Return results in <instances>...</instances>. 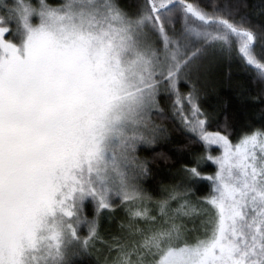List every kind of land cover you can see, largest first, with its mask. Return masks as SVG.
<instances>
[{
    "label": "snow or ice",
    "instance_id": "1",
    "mask_svg": "<svg viewBox=\"0 0 264 264\" xmlns=\"http://www.w3.org/2000/svg\"><path fill=\"white\" fill-rule=\"evenodd\" d=\"M9 2L0 16V264H75L117 200L129 222L110 246L111 264H264V129L235 143L226 128L207 131L195 87L179 89L210 48L232 54L235 46L264 81L261 36L227 7L210 12L199 0H143L134 13L120 0ZM161 94L221 155L201 157L217 165L214 175L185 168L188 183L167 190L151 215L137 150L155 142ZM201 180L212 182V195L194 204L190 184ZM200 203L211 209L203 238L184 223L209 213Z\"/></svg>",
    "mask_w": 264,
    "mask_h": 264
},
{
    "label": "trees",
    "instance_id": "2",
    "mask_svg": "<svg viewBox=\"0 0 264 264\" xmlns=\"http://www.w3.org/2000/svg\"><path fill=\"white\" fill-rule=\"evenodd\" d=\"M60 0H49L51 4H58ZM139 0H120L121 7L130 13L137 10ZM192 2V0H189ZM200 6L208 11L214 9L231 10V19L245 21V26L252 27L260 36L255 48L259 56L264 53V0H199ZM224 15V12H220ZM182 27L181 22L175 24L177 32ZM233 46L232 54L218 48L208 49L198 62V68L193 72L188 83L179 85L180 92L186 95L192 88L196 89V102L200 106L204 117L207 118L206 129L210 132L227 131L224 134L235 143L239 137L253 129H264V81H261L255 70L246 66L237 55ZM159 113H151L152 124L157 129L155 142L151 146L140 145L137 155L147 162L148 174L139 181L142 189L152 198L146 206L151 213L157 210L155 202L167 197V190L173 186L184 185L186 181L185 168L197 166L205 176L214 175L217 165L206 159L207 155L216 157L221 150L217 146L205 149V145L197 139L196 134L190 132L176 109L173 107V97L161 94L157 98ZM184 115L191 119L189 106L184 105ZM199 161V164H197ZM189 198L192 203L203 201L212 195L211 181L201 180L190 184ZM175 201L171 207H177ZM124 206L118 200L111 212H104L98 218V237L90 248V255L77 258L75 264H111L110 244L123 239L126 235L125 227L129 218L121 210ZM197 207L209 208L204 217L209 218L211 209L200 203ZM86 213L92 217V204L86 206ZM196 219H190L187 227L198 226ZM83 233V232H82ZM86 233V232H84ZM203 238V230L195 233ZM85 235V234H82ZM195 235V236H196ZM100 248V252L96 250Z\"/></svg>",
    "mask_w": 264,
    "mask_h": 264
},
{
    "label": "rangeland",
    "instance_id": "3",
    "mask_svg": "<svg viewBox=\"0 0 264 264\" xmlns=\"http://www.w3.org/2000/svg\"><path fill=\"white\" fill-rule=\"evenodd\" d=\"M139 1H140V2H138V4H139V5H142V4H143V0H139ZM31 2L33 3V6H36V5H37V0H31ZM3 5H8L9 7L11 6L9 0H0V16H6V15H7V13L4 11V7H3ZM53 5H56V4H53ZM137 10H138V8H137ZM172 16L174 17L175 24H176L178 21L180 22V19H179V9H178V8H177L176 10L173 11ZM9 38H11V37H9ZM15 42L18 43V40H16ZM220 155H221V153H220ZM220 155H218V156H220ZM121 210H122L123 213H125L126 216L128 217V215H127V213H126L124 207H123ZM157 212H158V209H157L155 212H153V213L150 212V214H151V215H157ZM128 218H129V217H128ZM158 218H159V217H158ZM190 219H191V218L185 219V220H184V223L187 225V224L189 223V220H190ZM192 219H196V218H193V217H192ZM202 220H205V217H204V216H202V217H200L199 219H197L196 223L198 224V226H194V227H193V225H192L191 227H188L190 230H193V231H192V234H193L194 236L196 235L195 233H196L197 231H199V229H201V228H200V222H201ZM143 226H144L143 224L140 225V227H143ZM82 232H83V233H82ZM84 232H86V233H84ZM78 234L81 235L82 237L87 235V231H86V229L84 228V226H81V227L78 229ZM82 234H85V235H82ZM196 236H197V235H196ZM112 245H113V244H110V246H112ZM96 250H97L98 252H100V248H96ZM111 252H112V257L109 258L110 262H112V260H113L114 257L116 256V252H115L114 248L111 249Z\"/></svg>",
    "mask_w": 264,
    "mask_h": 264
}]
</instances>
